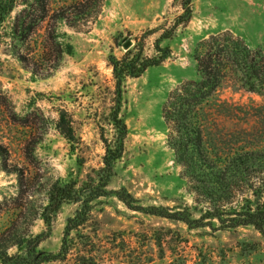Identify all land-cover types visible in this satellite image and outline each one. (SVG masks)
Masks as SVG:
<instances>
[{"label":"rangeland","instance_id":"obj_1","mask_svg":"<svg viewBox=\"0 0 264 264\" xmlns=\"http://www.w3.org/2000/svg\"><path fill=\"white\" fill-rule=\"evenodd\" d=\"M76 1L49 0V7ZM16 10L5 18L0 41V233L13 225L25 239L48 233L36 249L56 252L66 219L79 203L66 200L54 209L50 188L54 182L80 186L87 174L95 176L104 152L101 130L109 137L113 132L107 120L113 84L109 54L121 56L139 38L144 52L153 54L155 38L182 9L180 0H104L99 16L83 31L58 21L54 35L69 51L43 73L26 67L10 50L8 27ZM46 25L39 23L26 41L30 57L42 53ZM224 30L252 47L261 44L264 0H192L187 25L161 40L170 55L127 78L121 106L128 128L124 151L107 193L92 200L91 219L71 233L76 249L91 247L99 264H264V233L252 225L221 228L216 220L189 225L150 212L153 207L200 212L167 143L162 105L175 85L198 77L193 52L199 40ZM217 95L247 105L244 112L254 114L245 123L238 117L246 113L234 111L227 121L232 134L247 136L249 147L264 142V91L223 83ZM60 108L72 119L78 136L73 144L56 127ZM119 189L142 207L127 205L116 195ZM25 251V244L7 250L19 257Z\"/></svg>","mask_w":264,"mask_h":264},{"label":"trees","instance_id":"obj_2","mask_svg":"<svg viewBox=\"0 0 264 264\" xmlns=\"http://www.w3.org/2000/svg\"><path fill=\"white\" fill-rule=\"evenodd\" d=\"M103 1L78 0L51 10L49 0H0V41L5 18L19 7L8 27L10 50L32 71H49L59 64L63 52L69 51L54 35L58 21L83 31L99 16ZM180 6L182 12L171 27L164 28L155 38L153 54L144 52L143 38L127 47L121 56L109 54L113 84L107 120L113 132L109 137L101 130L102 164L95 176L87 174L80 186L76 181L69 184L54 182L50 188L54 209L66 200L79 203L66 219L59 249L56 252L37 250V244L48 233H37L25 239L13 225L0 233L2 264H38L53 259L65 261V264H99L91 247L76 249L71 233L91 219L92 200L107 193L106 185L124 151L128 128L121 115V106L127 78L138 76L148 66L158 64L170 55L171 48L161 44V40L174 36L176 29L185 27L192 16V0H180ZM44 21L47 24L44 49L39 57H30L25 51L29 49L26 41ZM193 57L198 77L183 80L168 92L162 115L167 127V143L180 165V176L193 193L195 207L201 205L200 212L193 216L187 209L167 211L157 207L151 208L150 212L180 219L189 225H208L216 220L221 228L252 225L264 233V142L249 147L245 144L247 136H234L227 121L235 115L234 111L243 113L247 105L217 95L223 83L250 92L264 91V40L252 47L243 38L224 30L200 39ZM244 113L245 116L238 119L247 123V115L254 114ZM56 127L72 144L77 141L67 109H59ZM115 193L130 207H142L131 204L127 198L129 194L123 190H115ZM22 244L26 246L25 256L7 252L10 246Z\"/></svg>","mask_w":264,"mask_h":264},{"label":"water","instance_id":"obj_3","mask_svg":"<svg viewBox=\"0 0 264 264\" xmlns=\"http://www.w3.org/2000/svg\"><path fill=\"white\" fill-rule=\"evenodd\" d=\"M128 44H129V41H127V42L125 43L126 46H128Z\"/></svg>","mask_w":264,"mask_h":264}]
</instances>
